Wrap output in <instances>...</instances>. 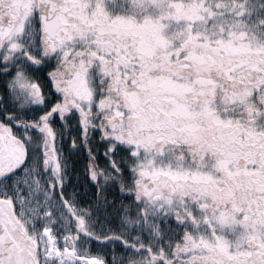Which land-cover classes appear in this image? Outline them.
Segmentation results:
<instances>
[{
  "label": "snow or ice",
  "instance_id": "6c2138e0",
  "mask_svg": "<svg viewBox=\"0 0 264 264\" xmlns=\"http://www.w3.org/2000/svg\"><path fill=\"white\" fill-rule=\"evenodd\" d=\"M0 264H264V0H0Z\"/></svg>",
  "mask_w": 264,
  "mask_h": 264
}]
</instances>
